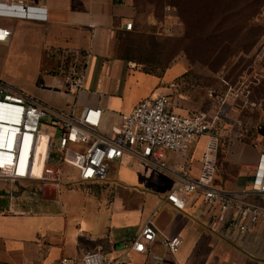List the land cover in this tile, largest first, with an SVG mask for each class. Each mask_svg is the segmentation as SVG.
Listing matches in <instances>:
<instances>
[{"label":"crops","instance_id":"1","mask_svg":"<svg viewBox=\"0 0 264 264\" xmlns=\"http://www.w3.org/2000/svg\"><path fill=\"white\" fill-rule=\"evenodd\" d=\"M17 1L0 0V4ZM24 1L45 10L48 20L0 17V26L11 30L9 41L0 43V61L16 54L30 63L36 72L33 82L41 86L33 97L42 104L76 114L101 108L103 132L119 125L124 114L149 98L169 96L180 116L200 110L185 88L186 82H194L193 65L182 57L169 61L158 37L151 45L140 43L149 36L138 30L136 0ZM175 19L172 13L165 16L167 35L177 33ZM130 22L134 27L127 31ZM55 48L85 56V84L77 95L66 93L63 73L52 72L43 59L48 49ZM230 111L233 117L242 116L236 108ZM206 141L203 137L191 147L192 178L200 174ZM257 157L248 146L226 144L215 184L231 191L246 188ZM166 162L169 171L165 172L150 170L131 156L114 162L107 182L93 184L80 207L62 205L60 194L54 198L48 191L40 200H29L18 191L25 183L0 180V264H60L64 258L80 264L86 253L95 250L122 257L123 264H264L260 230L233 243L211 231L199 208L189 204L178 210L166 201L178 175L186 172L187 159L169 153ZM147 223L156 228L158 240L145 254L127 255L124 245L136 239ZM173 237L183 240L176 255L162 245Z\"/></svg>","mask_w":264,"mask_h":264},{"label":"built area","instance_id":"2","mask_svg":"<svg viewBox=\"0 0 264 264\" xmlns=\"http://www.w3.org/2000/svg\"><path fill=\"white\" fill-rule=\"evenodd\" d=\"M170 12V8L167 9ZM0 17L46 22L47 12L32 8L24 0L0 4ZM133 23L126 30H133ZM11 30L0 26V43H7ZM69 54V53H68ZM63 74L66 93L77 95L85 84V56L73 51ZM211 106L189 116L173 110L169 96L141 101L122 116L121 123L109 132L101 130V108H85L80 114L50 108L0 80V180L8 183L39 184L43 196L48 191L57 197L65 182L66 170L77 172L80 182L98 184L107 181L111 165L126 156L137 159L150 170L169 171V153L187 159L186 172L168 192L166 201L176 209L189 204L202 212L211 231L236 243L260 230L264 236V117L231 116L239 102L253 110L249 88L230 86L224 93L209 91ZM206 137L200 174L192 178L190 151ZM58 139V147L54 142ZM250 147L257 161L250 168L248 186L240 191L225 190L215 184L221 143ZM156 228L147 223L132 242L124 245L126 254H145L158 240ZM162 245L176 255L183 245L180 237L166 238ZM64 258L60 264H69ZM122 257L111 258L101 250L86 253L80 264H123ZM164 264V263H161Z\"/></svg>","mask_w":264,"mask_h":264},{"label":"rangeland","instance_id":"3","mask_svg":"<svg viewBox=\"0 0 264 264\" xmlns=\"http://www.w3.org/2000/svg\"><path fill=\"white\" fill-rule=\"evenodd\" d=\"M136 11L140 20L138 30L149 36L140 43L151 45L153 38L158 37L169 61L182 57L193 65L190 75L194 82H186L185 88L200 104L198 111L210 108L209 91L224 93L230 86L244 84L258 107L247 110L239 102L235 108L243 117H264V0H136ZM168 13L176 17L174 36L164 31ZM67 55L61 49H48L43 59L52 72L64 74L71 63ZM35 73L30 63L16 54L0 61V80L32 97L41 88L33 82ZM54 145L58 147V139ZM225 145L223 141L221 149ZM92 186L80 182L77 172L67 168L59 203L80 207ZM18 191L29 200L43 198L36 182L25 183ZM49 196L55 198L53 193Z\"/></svg>","mask_w":264,"mask_h":264}]
</instances>
